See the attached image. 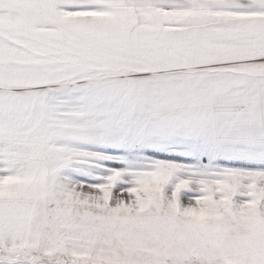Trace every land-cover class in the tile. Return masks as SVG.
<instances>
[{"label":"snow or ice","instance_id":"6c2138e0","mask_svg":"<svg viewBox=\"0 0 264 264\" xmlns=\"http://www.w3.org/2000/svg\"><path fill=\"white\" fill-rule=\"evenodd\" d=\"M0 264H264V0H0Z\"/></svg>","mask_w":264,"mask_h":264}]
</instances>
